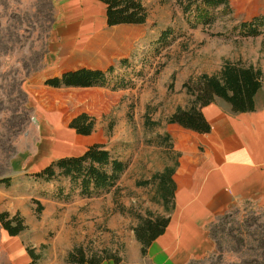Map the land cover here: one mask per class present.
I'll list each match as a JSON object with an SVG mask.
<instances>
[{
    "label": "rangeland",
    "instance_id": "1",
    "mask_svg": "<svg viewBox=\"0 0 264 264\" xmlns=\"http://www.w3.org/2000/svg\"><path fill=\"white\" fill-rule=\"evenodd\" d=\"M143 1L151 9V19L173 32L160 44L159 36L154 48L139 56L148 69L143 84L147 83L153 98L139 111L135 105L123 109L126 119H96L91 136H76L71 141L72 146L94 144L85 152L88 158L111 152L128 167L117 187L103 191L101 197L69 200L68 194L54 198L59 186L68 192L71 184L66 178L58 179L63 165L56 152L65 146L58 142L60 131L46 123L49 114L41 101L51 97L52 109L69 118L87 107L91 94L73 88L54 93L40 83L56 23L57 0H0V212L21 215L28 228L29 224L34 227L33 232L57 235L69 245L81 242L90 253L107 250L121 260L126 258L139 215L169 216L172 212L173 202H163L151 178L178 160L166 121L177 104L187 102L184 83L203 73H218L226 60L253 64L264 73V24L259 34L247 36L240 28L244 21L233 12L225 14L221 7L213 12L211 23L191 28L196 20L184 13L177 0ZM132 73L116 74L110 81L115 84L123 77L130 84ZM257 106H264V76ZM146 114L159 124L147 127ZM59 122L65 129L70 119ZM37 201L44 205L40 214ZM28 228L19 234L26 241L30 240ZM3 229L0 222V264H12L4 248ZM209 230L213 249L187 264H264V203L237 201ZM43 245L38 247H47ZM47 258L55 260L54 264H66L59 251Z\"/></svg>",
    "mask_w": 264,
    "mask_h": 264
},
{
    "label": "crops",
    "instance_id": "2",
    "mask_svg": "<svg viewBox=\"0 0 264 264\" xmlns=\"http://www.w3.org/2000/svg\"><path fill=\"white\" fill-rule=\"evenodd\" d=\"M143 3L149 10L145 23L110 26L107 23L106 4L100 0H57L56 23L50 36V48L44 56L40 83L54 93L73 88L91 94L87 107L69 118L61 110L52 109L54 100L51 97L41 101L49 114L45 116L46 123L51 124L57 133L60 131L58 142H63L65 146L56 152L60 160L72 158L90 164L92 159L85 156V152L95 146L80 143L72 146L73 137L84 138L92 134H77L70 127L62 129L59 125L61 119L71 121L83 112L95 119H112L116 116L117 119H126L123 109L135 105L139 111L153 98L146 89L147 83L143 84L148 69L143 67L144 61L140 62L139 56L141 52L149 53L151 46L154 48V41L168 29V25H158L152 20L149 5ZM230 3L233 16L238 20L264 16V0H230ZM124 59H128V63L122 65ZM112 66L115 70L111 76L133 72L130 84L121 87H114L113 83L91 87H53L45 84L48 79L60 78L69 71L81 68L107 71ZM186 96L187 102L177 104L167 117L178 106L189 105L192 97L189 94ZM203 113L212 125L209 133H199L166 121V130L179 154L169 225L149 247L146 255L142 254V245L133 231L126 258L118 264H187L193 257L211 252L214 244L209 228L231 204L241 200L264 203V106H257L251 112L235 113L230 104L218 99L205 106ZM99 196L74 194L69 200ZM33 228L29 224L27 231L30 240L27 241L25 236L10 235L3 229L7 237L3 238L4 248L8 250L12 264L32 262L27 250L29 244L36 253H41L38 264H54L55 260L47 257L56 251L63 254L66 262L73 248L85 247L81 242L69 245L57 235L44 236L40 231L33 232ZM43 244L47 247L41 249ZM101 264L116 263L106 260Z\"/></svg>",
    "mask_w": 264,
    "mask_h": 264
},
{
    "label": "trees",
    "instance_id": "3",
    "mask_svg": "<svg viewBox=\"0 0 264 264\" xmlns=\"http://www.w3.org/2000/svg\"><path fill=\"white\" fill-rule=\"evenodd\" d=\"M106 4L107 23L110 26L117 24H142L149 16V10L142 0H100ZM184 13L192 14L195 22L191 28L198 24H209L214 20L213 12L220 10L225 14L233 12L230 0H177ZM264 24V16H256L250 21L241 23L240 28L245 35L259 34V26ZM171 29H166L158 39L163 43L172 36ZM128 63V59L121 61L122 65ZM114 66L107 71L99 69L81 68L66 72L62 77L48 79L45 84L53 87H91L108 86L111 81ZM114 76V75H113ZM263 70L253 64L245 65L241 62L226 60L218 73H203L197 78H191L184 83L186 92L192 96L188 106H178L176 110L167 117L168 123L179 124L180 126L194 130L199 133H209L212 125L203 113V108L218 99L224 100L231 105L235 113L251 112L257 109V97L263 87ZM128 82L118 78L114 87L126 86ZM146 126L157 125L159 121H152L149 115H145ZM96 119L83 112L75 116L69 123V127L75 129L77 134L90 135L95 130ZM170 135V133H169ZM171 137V135H170ZM172 138V137H171ZM178 154V153H177ZM179 156V154H178ZM92 164L77 159L60 160L63 165L57 174L59 178H66L71 184L68 192L64 187L58 189L54 198H70L74 194L86 197H95L103 191L117 187L122 174L126 171L128 163L120 157H114L110 153H101L97 157H91ZM95 163V164H94ZM178 166L167 165L162 171L155 173L151 180L156 182L162 194L165 204L173 202L176 183L174 173ZM149 182V181H146ZM142 184V183H141ZM38 214L44 210V205L37 201ZM0 222L10 235H19L28 228L24 218L16 214L11 216L8 212H0ZM170 222L168 215H139V222L133 227L136 238L141 243L142 254L146 255L153 242L162 235ZM45 247V245H43ZM32 257L29 264H38L41 254L35 252L30 246L27 248ZM114 260L116 264L121 258L102 252L90 253L84 246H76L67 255L68 264H101L106 260Z\"/></svg>",
    "mask_w": 264,
    "mask_h": 264
}]
</instances>
